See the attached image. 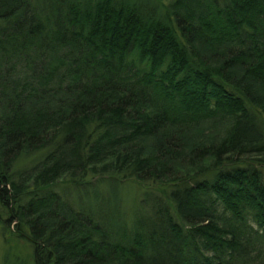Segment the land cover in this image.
I'll list each match as a JSON object with an SVG mask.
<instances>
[{"label":"trees","instance_id":"16d2710c","mask_svg":"<svg viewBox=\"0 0 264 264\" xmlns=\"http://www.w3.org/2000/svg\"><path fill=\"white\" fill-rule=\"evenodd\" d=\"M0 204L33 264H264V0H0Z\"/></svg>","mask_w":264,"mask_h":264},{"label":"rangeland","instance_id":"374dc122","mask_svg":"<svg viewBox=\"0 0 264 264\" xmlns=\"http://www.w3.org/2000/svg\"><path fill=\"white\" fill-rule=\"evenodd\" d=\"M90 197L96 196L102 210L114 207L119 212L131 213L135 206L142 205V196L146 189L136 183L126 182L122 185L112 183H101L95 188L87 187L85 191ZM66 197L74 203L75 193L73 190L65 192ZM107 196V197H106ZM121 212V213H122ZM129 215V214H128ZM5 216L0 204V264H33V251L30 243L18 234L10 231L2 233L3 217Z\"/></svg>","mask_w":264,"mask_h":264}]
</instances>
